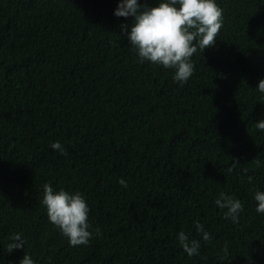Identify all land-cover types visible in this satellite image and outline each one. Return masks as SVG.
<instances>
[{
  "label": "trees",
  "instance_id": "trees-1",
  "mask_svg": "<svg viewBox=\"0 0 264 264\" xmlns=\"http://www.w3.org/2000/svg\"><path fill=\"white\" fill-rule=\"evenodd\" d=\"M116 4L0 0V264L23 255L5 251L13 231L36 264H264V0H218L215 44L183 84L138 62ZM46 182L84 194L89 243L48 220ZM220 191L241 200L238 222ZM194 221L211 238L188 256L176 233L199 239Z\"/></svg>",
  "mask_w": 264,
  "mask_h": 264
},
{
  "label": "clouds",
  "instance_id": "clouds-1",
  "mask_svg": "<svg viewBox=\"0 0 264 264\" xmlns=\"http://www.w3.org/2000/svg\"><path fill=\"white\" fill-rule=\"evenodd\" d=\"M222 13L218 0H157L154 6L141 3V0H117L113 9L115 16L133 18L128 26L127 40L138 62L148 61L174 69L172 79L180 84L186 82L194 71L193 53L198 49L203 52L206 47L215 44L222 25ZM255 89L264 94V77L258 80ZM255 126L264 130V117L256 120ZM49 146L61 154H67V149L59 140L52 141ZM118 183L124 188L128 186L124 177H120ZM253 199L256 201V212L264 213V190L256 188ZM41 203L46 207L48 220L67 237L69 245L89 243L92 236L88 223L89 205L81 191L54 189L51 183L46 182ZM214 203L225 210V218L233 223L238 222L243 208L239 198L220 191ZM194 223L196 232L200 234L199 239L190 238L183 230L176 233L180 247L188 256L198 254L201 241L211 238L201 222ZM24 245L22 233L13 231L4 248L6 252L23 249L17 264H36L32 256L24 251Z\"/></svg>",
  "mask_w": 264,
  "mask_h": 264
}]
</instances>
